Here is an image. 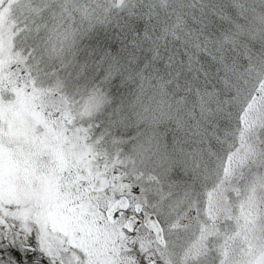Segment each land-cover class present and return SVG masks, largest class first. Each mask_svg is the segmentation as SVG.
<instances>
[{
  "label": "snow or ice",
  "instance_id": "obj_1",
  "mask_svg": "<svg viewBox=\"0 0 264 264\" xmlns=\"http://www.w3.org/2000/svg\"><path fill=\"white\" fill-rule=\"evenodd\" d=\"M0 264H264V0H0Z\"/></svg>",
  "mask_w": 264,
  "mask_h": 264
}]
</instances>
